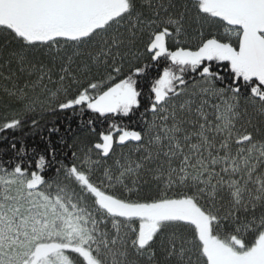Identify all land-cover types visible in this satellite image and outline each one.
Returning <instances> with one entry per match:
<instances>
[{
    "label": "snow or ice",
    "instance_id": "obj_1",
    "mask_svg": "<svg viewBox=\"0 0 264 264\" xmlns=\"http://www.w3.org/2000/svg\"><path fill=\"white\" fill-rule=\"evenodd\" d=\"M0 112V264H264V0H0Z\"/></svg>",
    "mask_w": 264,
    "mask_h": 264
},
{
    "label": "trees",
    "instance_id": "obj_2",
    "mask_svg": "<svg viewBox=\"0 0 264 264\" xmlns=\"http://www.w3.org/2000/svg\"><path fill=\"white\" fill-rule=\"evenodd\" d=\"M156 72H157L156 67L149 69L148 78H147V80L141 81L142 85L149 84L152 77H154L156 75ZM145 90H146V88H145ZM2 115H3V113L0 112V116H2ZM68 116H70V114L61 115L58 119H56V126L60 128V132L54 133L51 135V139H52L53 143H58L60 135L66 134V130L68 129L69 125L73 129H75L77 127L76 119L74 118L72 120H69ZM49 119H53V118L49 117ZM48 127H51V125H48L47 127H45L43 129V131H37L35 134L31 133V129H29L28 127H25L23 132L19 131V130L15 131V132L9 131L8 133H5V135L8 136L9 142L13 139V137H15V139L17 141H20L22 138L23 142L26 143L30 149L32 147H37V146L43 147V143L41 141V136H43L45 139H47L49 137ZM24 133H28V135H25ZM7 147H8L7 142L0 141V149L7 148Z\"/></svg>",
    "mask_w": 264,
    "mask_h": 264
}]
</instances>
